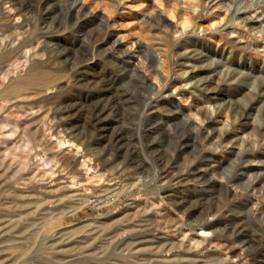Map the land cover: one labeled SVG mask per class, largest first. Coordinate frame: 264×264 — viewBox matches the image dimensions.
I'll return each mask as SVG.
<instances>
[{"label": "rangeland", "instance_id": "obj_1", "mask_svg": "<svg viewBox=\"0 0 264 264\" xmlns=\"http://www.w3.org/2000/svg\"><path fill=\"white\" fill-rule=\"evenodd\" d=\"M0 43V264H264V0H0Z\"/></svg>", "mask_w": 264, "mask_h": 264}, {"label": "bare ground", "instance_id": "obj_2", "mask_svg": "<svg viewBox=\"0 0 264 264\" xmlns=\"http://www.w3.org/2000/svg\"><path fill=\"white\" fill-rule=\"evenodd\" d=\"M78 5H79V7L82 6V4H80V3H78ZM91 13H93V16L95 18L100 16V14L96 13L95 11H93V12L91 11ZM114 41H115L114 44H116V42H118V39L114 40ZM136 43L137 42L134 41L133 45L135 46ZM118 45H121V43H119ZM136 45H137V47H139L140 43L138 42ZM114 46H116V45H114ZM93 50H94V48H93ZM131 51H132V48H130V47L128 49H126V52H128V53H130ZM24 56L26 58V61H28L29 56H30V51H26ZM127 58H128V56H127ZM150 67H151V71H152V74L154 75V77L155 78H158V77L160 78V76H161L160 75V70L164 71V64L159 60V58H157V57L152 58V60L150 62ZM15 69L16 68H14V69L12 68L10 71H8V73L12 72L13 74H15V72H16ZM193 77H194V75H193ZM160 83H161V81H160ZM172 83H174V82H172ZM176 88L177 87H175V89ZM181 97H183V96H181ZM197 111H200V110L197 109ZM205 117H207L206 113H205ZM188 118L191 121H192V119L194 121V120L199 119L200 117L197 116V112L196 111H194V110L192 111V109H189V117ZM14 125L17 126L15 123H14ZM71 131L72 130H66V132H69V133ZM54 138L56 139L55 143L61 147V150L58 151V153H56V154L54 153L49 160H46V163L49 166H48V168L45 169V171H50V173H51V176H50L51 179H50L49 183L52 182L51 184H55V185H58L59 187H63V188L64 187L65 188H72L75 185L80 186L81 182L84 181V180H92V179H94V180H98V181H104L106 179L105 172L103 170L101 171V170L98 169V166L95 163L96 161L94 160V158L91 157V155H89L88 153L84 152V149L82 148V145L80 143H77L74 140H72L70 138H67L66 136H63V135L62 136L61 135H59V136L57 135ZM49 144L52 145V143H49ZM25 146L26 147H31L30 142L27 141ZM57 155L61 158L60 162H58L59 158L58 159L56 158ZM102 166L105 167V166H107V164L103 163ZM45 171L42 172L43 175L47 174ZM164 175H166V174H164ZM134 176L137 179V181L143 180V177L141 175H134ZM42 186L45 187L46 184H43ZM87 188H88V186H85L84 189H87ZM201 216H203L202 217L203 219L201 218L202 220L195 221V223H194V226H196L199 231H197L194 234H192L191 238H190V239H192L191 241H193L194 243H200L201 241L206 239L208 234H211L212 232L216 231V225H217L218 221L214 219L215 218V213L213 212V210H210V211H208L206 213H202Z\"/></svg>", "mask_w": 264, "mask_h": 264}]
</instances>
